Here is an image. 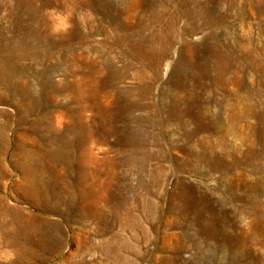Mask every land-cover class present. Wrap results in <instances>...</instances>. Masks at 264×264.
Returning a JSON list of instances; mask_svg holds the SVG:
<instances>
[{
    "label": "rangeland",
    "instance_id": "obj_1",
    "mask_svg": "<svg viewBox=\"0 0 264 264\" xmlns=\"http://www.w3.org/2000/svg\"><path fill=\"white\" fill-rule=\"evenodd\" d=\"M0 264H264V0H0Z\"/></svg>",
    "mask_w": 264,
    "mask_h": 264
},
{
    "label": "clouds",
    "instance_id": "obj_2",
    "mask_svg": "<svg viewBox=\"0 0 264 264\" xmlns=\"http://www.w3.org/2000/svg\"><path fill=\"white\" fill-rule=\"evenodd\" d=\"M60 25L58 28H54L53 31L56 32V31H67L72 25L67 22V20L63 17H60Z\"/></svg>",
    "mask_w": 264,
    "mask_h": 264
}]
</instances>
